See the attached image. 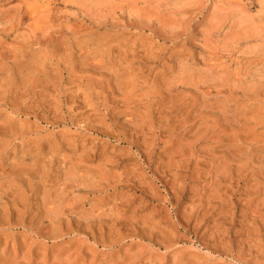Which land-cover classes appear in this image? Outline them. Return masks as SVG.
Wrapping results in <instances>:
<instances>
[{
	"label": "rangeland",
	"instance_id": "374dc122",
	"mask_svg": "<svg viewBox=\"0 0 264 264\" xmlns=\"http://www.w3.org/2000/svg\"><path fill=\"white\" fill-rule=\"evenodd\" d=\"M0 264H264V0H0Z\"/></svg>",
	"mask_w": 264,
	"mask_h": 264
}]
</instances>
